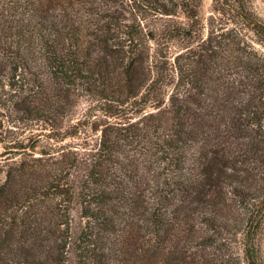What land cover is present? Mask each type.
<instances>
[{"label": "trees", "instance_id": "obj_1", "mask_svg": "<svg viewBox=\"0 0 264 264\" xmlns=\"http://www.w3.org/2000/svg\"><path fill=\"white\" fill-rule=\"evenodd\" d=\"M203 2L0 0V264H264V17Z\"/></svg>", "mask_w": 264, "mask_h": 264}, {"label": "rangeland", "instance_id": "obj_2", "mask_svg": "<svg viewBox=\"0 0 264 264\" xmlns=\"http://www.w3.org/2000/svg\"><path fill=\"white\" fill-rule=\"evenodd\" d=\"M254 8L258 11L260 15L264 17V2L263 0H254L253 4ZM201 16L203 18V24L205 26V33L207 34L208 32V27H211L212 21L215 22L217 21L218 24L222 21L225 22L224 20L226 19V15L223 14V12H218L214 9V3L213 0H204L202 6H201ZM214 18V20H213ZM220 21V22H219ZM216 22V23H217ZM89 105L88 99L82 98L79 102V104L74 108V112L72 117H81L82 114L85 112V109ZM77 213L74 212V215ZM261 250L262 254L264 257V230L262 233V238H261Z\"/></svg>", "mask_w": 264, "mask_h": 264}]
</instances>
